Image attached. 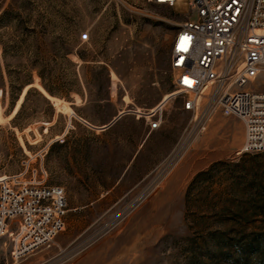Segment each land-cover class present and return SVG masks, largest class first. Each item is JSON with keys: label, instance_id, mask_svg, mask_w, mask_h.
<instances>
[{"label": "rangeland", "instance_id": "1", "mask_svg": "<svg viewBox=\"0 0 264 264\" xmlns=\"http://www.w3.org/2000/svg\"><path fill=\"white\" fill-rule=\"evenodd\" d=\"M190 9V0L173 9L148 0H0V177L39 166L32 157L44 151L47 184L67 199L54 242L15 262L2 240L0 264H264V152L239 155L240 119L215 111L201 132L194 113L164 105L163 122L181 130L157 138L156 154L149 144V177H120L143 138L134 112L183 104L169 98L170 52ZM250 89L264 92V74ZM84 93L75 109L81 100L72 96ZM73 114L94 123L126 117L101 146Z\"/></svg>", "mask_w": 264, "mask_h": 264}, {"label": "built area", "instance_id": "2", "mask_svg": "<svg viewBox=\"0 0 264 264\" xmlns=\"http://www.w3.org/2000/svg\"><path fill=\"white\" fill-rule=\"evenodd\" d=\"M148 1L171 9L176 3ZM190 7L172 38L175 91L170 98L184 97L183 109L198 117L195 127L201 132L215 111L240 119L246 137L239 155L263 153L264 92L250 87L264 74V0H190ZM89 39V33L82 34V41ZM164 105L141 114L151 130L161 126ZM45 154L32 157L39 166L24 163L20 172L0 177V241L15 262L50 245L65 230V190L47 184Z\"/></svg>", "mask_w": 264, "mask_h": 264}, {"label": "crops", "instance_id": "3", "mask_svg": "<svg viewBox=\"0 0 264 264\" xmlns=\"http://www.w3.org/2000/svg\"><path fill=\"white\" fill-rule=\"evenodd\" d=\"M50 95H52L50 93ZM54 96V95H52ZM57 97V96H54ZM78 97L81 101L78 103H73L72 105L75 106V109H79L80 107H83L86 105L87 101H88V97L86 95V93H84V95H80V94H75L72 96V98H74V100H76L75 98ZM104 102H107V100H105ZM169 104L170 108H173L174 111L177 112H184V113H190L188 111H185L183 109V104L182 103H177L175 101H171L169 100L168 102H166L165 106ZM150 110H137L134 112V116L136 117L137 123L139 125V129L142 132V140L141 143L138 145L137 151L135 152V154L126 162V165L124 167H122L124 173H122V175L120 177H126L129 176V174H127V171H134L135 174L132 173V175L134 177L137 178H146L149 177L150 174L155 170L156 168V159L155 156L151 157L150 155L156 154L157 150V138L162 137L164 135L165 132H170V130H172L173 128H178L179 130H181V123H178L177 120H173L171 121L170 119H166L164 120V122L162 121V124L160 127L151 130L150 128V123L146 121L145 117L142 116L141 114L143 112H147ZM126 117V115H117L115 116L111 121L106 122V123H94L90 120H88L87 118L83 117V119L89 124H84L81 121L78 122L80 127L84 128V130H89V132H91L92 136L94 137V139L98 142L99 145L101 146H106L109 145L110 140L109 138H112L114 136H116V127L119 124V122L121 120H123ZM56 122H52V127L55 126ZM63 136H66L62 133H60L59 135L55 136L53 139L54 144H62L61 142V138ZM152 144V146H154V150L150 152H148L147 147L149 146V144ZM151 157V158H150ZM118 168V167H117ZM1 241H0V245H1Z\"/></svg>", "mask_w": 264, "mask_h": 264}, {"label": "bare ground", "instance_id": "4", "mask_svg": "<svg viewBox=\"0 0 264 264\" xmlns=\"http://www.w3.org/2000/svg\"><path fill=\"white\" fill-rule=\"evenodd\" d=\"M172 95H173V94H172ZM170 96H171V95H170ZM169 98H170V97H169ZM168 100H169V99H168ZM168 100H167V101H168Z\"/></svg>", "mask_w": 264, "mask_h": 264}, {"label": "water", "instance_id": "5", "mask_svg": "<svg viewBox=\"0 0 264 264\" xmlns=\"http://www.w3.org/2000/svg\"><path fill=\"white\" fill-rule=\"evenodd\" d=\"M125 114H127V113H125Z\"/></svg>", "mask_w": 264, "mask_h": 264}, {"label": "snow or ice", "instance_id": "6", "mask_svg": "<svg viewBox=\"0 0 264 264\" xmlns=\"http://www.w3.org/2000/svg\"><path fill=\"white\" fill-rule=\"evenodd\" d=\"M186 50V49H185Z\"/></svg>", "mask_w": 264, "mask_h": 264}]
</instances>
